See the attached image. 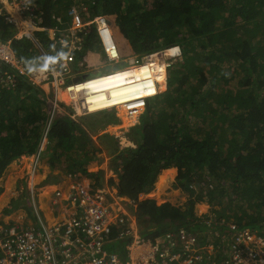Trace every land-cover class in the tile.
I'll return each instance as SVG.
<instances>
[{
    "label": "trees",
    "instance_id": "trees-1",
    "mask_svg": "<svg viewBox=\"0 0 264 264\" xmlns=\"http://www.w3.org/2000/svg\"><path fill=\"white\" fill-rule=\"evenodd\" d=\"M79 3L85 4L84 21L104 17L120 57L178 48L182 60L168 67L167 91L161 88L145 101L140 124L123 146L111 134L91 137L85 118L55 117L42 152L50 167L92 178L96 189L117 184L118 196L135 202L130 214L141 236L151 242L168 233L202 234L207 220L231 216L241 228L264 237V0H38L36 13L45 30L35 35L46 50L67 47L64 36L72 17L66 12ZM51 29L56 40L49 37ZM79 34L83 47L74 50L75 64L84 59V51L101 46L94 24ZM8 41L28 72L35 67L32 60L43 62L30 40L0 12V42ZM0 71L11 81V88L0 87L1 178L12 162L40 152L49 106L45 91L27 76L5 65ZM207 84L209 89L204 90ZM69 97L74 100L73 88ZM120 102L124 104V98ZM137 105L127 104L128 110L132 108L129 115L142 110ZM109 113L89 128L117 124ZM173 168L177 177L164 190L188 193L184 209L146 198L155 193L161 172ZM107 171L118 182L108 178ZM53 189L46 187L43 196ZM10 196L8 190L4 203ZM199 203L211 207L213 220L195 213ZM119 228H112L107 239L112 242L106 248L126 260L127 244L118 238ZM214 229L230 237L226 225L216 223ZM203 244L197 250L206 253L208 264H217L221 257L214 260L206 249L209 243Z\"/></svg>",
    "mask_w": 264,
    "mask_h": 264
},
{
    "label": "rangeland",
    "instance_id": "rangeland-1",
    "mask_svg": "<svg viewBox=\"0 0 264 264\" xmlns=\"http://www.w3.org/2000/svg\"><path fill=\"white\" fill-rule=\"evenodd\" d=\"M35 2L37 1L31 0V2L23 4L22 0H4L5 7L1 8L0 12L1 14L3 13L6 16V21L15 24L20 32L23 33L34 30L32 32L35 34L36 32H38V30H42L40 28V24H42V20L40 18L41 15L39 13H35L34 16L32 15L34 12L33 8L37 7V3ZM83 8H85V4L79 3V5L71 7L66 12V16L68 18H74L73 21H70L69 26L67 24V34L64 36V39L69 40V44L64 49L59 50L55 56L53 55L51 61L45 60L46 63L43 64L49 68V71L52 67L53 69L58 67L57 71L62 75L58 82L59 90L58 87L54 84L55 81L52 76H50V80L48 82L35 84L39 88L43 89L46 93V102L49 106V108L47 109L48 116L51 107L53 108V106L57 103L56 112L60 116H69L76 120H78L79 118H85L83 119L85 122V126L89 129L88 132L90 133L91 137L94 136V139L102 134H111L115 138H118L119 144L123 146L126 142L132 140V136L130 135L132 129L140 124L141 116L145 113L146 110V98H142L144 99L143 101L137 102V106L141 105L143 108L140 112L134 115V110H132L133 113L131 112L132 115H129V111L132 108L128 110L126 106H122L120 109L113 108L110 110H103L99 111L98 113H92L88 111L80 112L81 110L77 112L76 105L71 102L69 94L66 91V87L71 84V82H74V80L83 82L86 79L95 78L103 74H110L120 70L123 71L124 69L130 67L128 62L133 59V57H130L131 55L129 53H126L124 56L121 55V59L117 58L116 53H112V58L116 56L117 59L110 61L103 51V45L101 44L100 46V44H97V46L95 45L94 49L84 51L86 55L84 59L75 64L76 55L74 50L80 51L83 47V41L81 39L82 36L79 34V30L83 29L84 27L88 28L92 24L91 20H80L78 22L74 21L76 17L72 16V14H75V16L79 17L80 19L82 17L81 12L84 11ZM31 15L33 17H31ZM240 22L242 23V21ZM48 34L52 40H56L54 30H49ZM100 47L102 49H100ZM36 51L37 50L34 49L33 52L36 53ZM180 51L181 50L178 48H170L164 51H157L153 54L134 56L135 60L138 61L141 65L149 60V58H155L156 56H160L162 58L161 63L165 67V73L164 75H161V79L164 82L162 81L157 85L158 93L159 91H161V88L165 89L162 92L167 91L168 67L173 66L182 60ZM66 60H69L68 66L66 67L65 71H63V65ZM32 62L33 67H35L31 69L29 75L37 68L36 66L42 65V62L39 60L35 62L34 60H32ZM80 63H82L83 65L81 66ZM25 71L27 73L28 69H26ZM233 83L234 82H232V84ZM162 85H165V87H163ZM208 87L209 84L206 85L204 90H208ZM229 87H232V85H230ZM72 88L73 87H70L68 90L72 91ZM128 88L129 91H120L124 97H121L118 92L111 95L110 100L112 106L123 104V102L120 101H122L123 98L124 100H128L126 99V97L128 96L129 98L136 97V92L133 93V91L139 90L140 92L142 89L141 87H139V85H131ZM155 93L156 89L153 92L149 91L147 96H152ZM138 95L140 96V94ZM154 101L155 99L152 100V102ZM104 112H110L109 115L115 117L117 120H119V122L117 124L106 126L105 128H101V126H97L96 129L89 128L90 126L92 127V124H96V122H98L97 120H99L101 117H103V120L107 118L103 116ZM45 145L44 148H46ZM40 157L41 159L38 158L37 155H32L24 156V158L21 157L20 159L15 160L11 163L3 176L0 178V226L28 227L26 225L29 221L28 217L33 220L32 223L33 225H35L36 208L39 212V217L42 219L44 224L48 228L53 227L54 225L58 224V222L69 221L71 217L76 216L78 212V203L80 201H76V199L77 197L79 198V193L77 192L80 188H84L90 192L95 191V181L92 178L79 175L75 176V174L70 175L61 172L59 169L53 170L49 165L48 157L44 156V154H42ZM177 174L178 171L176 168L164 170L163 172H161L155 182V193L153 195L146 196V198L157 201L159 205L169 203L175 207H180L183 209L186 208L187 202L189 200L188 193H184L179 190H173L170 192H166L164 190V186L172 185L174 183ZM107 176L108 178H114V180L118 182V178L108 171ZM63 184L65 185L66 189H63V187H61ZM201 186H204V183H202ZM46 187H55L56 189H53L47 196H43L44 189ZM8 190H10L11 196L9 197L8 201L4 203L3 198L5 197V194ZM103 191L105 193L106 202L111 203V201L107 198V194L118 193L117 184L115 186L107 187ZM114 205L115 204L113 203V206ZM195 213L198 216H208L210 220H213L214 217L211 212V207L207 203L196 204ZM26 215H28V217ZM227 215H229V213ZM234 220L235 218L233 216L229 218L225 217L221 221V224L224 221L229 225L232 224ZM205 227L206 228L204 232L202 234H198L200 236H198L197 234L195 235L196 239H198V242L200 243V245H202V247L204 245V241L206 243H209L206 246V249L208 250V252L213 254L214 257L221 256L224 250H226V247L224 246H226V243H228L229 237L219 230L215 231L214 223L209 222V220L205 222ZM259 233L260 232H258V234Z\"/></svg>",
    "mask_w": 264,
    "mask_h": 264
},
{
    "label": "built area",
    "instance_id": "built-area-1",
    "mask_svg": "<svg viewBox=\"0 0 264 264\" xmlns=\"http://www.w3.org/2000/svg\"><path fill=\"white\" fill-rule=\"evenodd\" d=\"M22 2L27 4L31 0H22ZM0 5L3 8L5 7L4 0H0ZM33 9L32 15L34 16L37 7ZM32 15L31 17H33ZM72 16L76 17L74 21L81 20L75 14H72ZM93 22L98 25L106 56L110 61L119 59L116 42L105 19L98 17ZM32 31L21 32V34L33 43L34 49L39 51L46 61H51L52 56H55L59 50L55 46L52 51L46 50L40 41L35 38V34ZM110 48L116 52L117 58H111L109 54ZM68 62L69 60L65 61L63 71L68 66ZM133 63L136 65L139 62L130 61V64L133 65ZM0 65L10 66L16 72L26 75L33 84L48 82L50 76H52L55 81L54 84L59 90L58 82L62 75L57 71L58 67L55 69L52 67L50 71L47 66L46 70L37 67L29 75V73H26L25 66L18 58L10 41L6 43L0 42ZM80 65L82 66L83 64L80 63ZM74 83L71 82L72 85ZM0 87L11 88V81L1 71ZM73 104L76 105L77 112H79L81 107H78L74 101ZM56 109L57 103L53 108L51 107L52 112L51 110L49 111V121L40 146V152L37 154L38 158L44 151V145L48 143V133L51 124L55 117L59 115ZM82 110L84 112L87 111L85 107ZM77 193H79V198L77 197L76 201L80 200L78 212L69 221H61L48 228L39 217V212L35 208V225L20 226L21 228L17 226H0V264L209 263V257L205 252L197 250L199 247L195 239L185 231L177 235L168 233L154 242L143 239L139 234L136 219L130 214L129 210V208H136L134 201L119 197L118 193H116L107 194V198L111 201V203H108L103 190L90 192L80 188ZM113 203L115 204L114 206ZM115 226H121L118 230L120 239L128 236L133 238L128 247L129 257L127 260L121 259L117 252L110 253L105 249L106 244L112 242L107 239ZM231 233L228 243H226L225 257L217 261V264H264V237L260 236L257 230L251 231L247 228H239L236 225H232Z\"/></svg>",
    "mask_w": 264,
    "mask_h": 264
},
{
    "label": "bare ground",
    "instance_id": "bare-ground-1",
    "mask_svg": "<svg viewBox=\"0 0 264 264\" xmlns=\"http://www.w3.org/2000/svg\"><path fill=\"white\" fill-rule=\"evenodd\" d=\"M37 52L43 57L39 51ZM112 53L116 52L110 48V56ZM131 61H133V59ZM161 62L162 61H152L149 58V60L140 66H130L123 71L120 70L110 74H103L84 82H76L73 85H68L66 91L69 93L68 89L73 87L74 102L78 107H81L80 112H84L82 110L83 107H85V110L88 112H97L112 107L120 109L122 106H127V103H137L138 101H143L144 99L142 98H150L158 95L157 85L163 81L161 75L165 73V67ZM44 63H46V61L43 57L42 65L39 66L42 70H46V65H43ZM131 85H139V87L142 88L140 92L139 90L133 91V93L136 92V97L129 98L128 96L126 97L128 100H124V104L112 106L110 100L111 95L116 92L121 94L120 91H127L129 89L128 87ZM162 86L165 87V85ZM155 89L156 93L154 95L147 96L149 91L153 92ZM138 94H140V96Z\"/></svg>",
    "mask_w": 264,
    "mask_h": 264
},
{
    "label": "clouds",
    "instance_id": "clouds-1",
    "mask_svg": "<svg viewBox=\"0 0 264 264\" xmlns=\"http://www.w3.org/2000/svg\"><path fill=\"white\" fill-rule=\"evenodd\" d=\"M98 17H102V16H96V17H94V18H92V19H90L91 20V22H92V24H94L95 26H96V28H97V32H98V35H99V30H98V25H97V23H95V22H93L96 18H98ZM104 18V17H103ZM55 19V18H54ZM73 17L71 18V20L73 21ZM81 19V21H84L83 20V18L81 17L80 18ZM91 24V25H92ZM41 25V24H40ZM40 25H38V26H40ZM108 26V25H107ZM16 28H17V30L19 31V33H21L20 32V30L18 29V27L16 26ZM42 30H38V31H43V30H45V28H42V27H40ZM86 27H84L83 29H85ZM108 28H109V26H108ZM110 29V28H109ZM51 30H54V29H51ZM111 30V29H110ZM111 32H112V30H111ZM112 35H113V32H112ZM35 38L37 39V37H36V35H35ZM99 38H100V35H99ZM113 38H114V36H113ZM38 40V39H37ZM100 41H101V44H102V40H101V38H100ZM115 41V40H114ZM9 42V41H8ZM11 42V41H10ZM31 42V41H30ZM32 43V42H31ZM11 44H12V42H11ZM32 45H33V43H32ZM13 47V46H12ZM44 47V46H43ZM54 47V46H53ZM53 47H52V49H53ZM55 47L57 48V46L55 45ZM14 49V48H13ZM52 49H48V51H52ZM58 49V48H57ZM58 50H60V49H58ZM32 51H34V46H33V48H32ZM104 51V50H103ZM164 51V50H163ZM105 53V52H104ZM155 53V52H154ZM151 54H153V53H151ZM19 58V57H18ZM20 59V58H19ZM119 59H121V57L119 56ZM133 61H136L135 60V58H134V56H133ZM22 62V61H21ZM129 63V65L130 66H140L141 64L140 63H138V64H136L135 65V63L132 65V64H130V61L128 62ZM24 64V63H23ZM24 66H25V64H24ZM26 67V66H25ZM37 67H39V66H37ZM26 69V68H25ZM27 73H30V72H28L27 71ZM26 76V75H25ZM86 80H88V79H86ZM74 82L76 83V82H79L78 80H74ZM80 82H82V81H80ZM84 82V81H83ZM34 85H36V84H34ZM150 98H152V97H150ZM71 99V98H70ZM147 99H149V98H146L145 100H147ZM71 102L73 103V101H72V99H71ZM113 108H116V107H112V108H109V109H104V110H110V109H113ZM100 111H103V110H100ZM99 111H97V112H93V113H98ZM24 157V156H23ZM94 190H95V192L97 191V190H103V189H96V188H94ZM124 198H126V197H124ZM224 218H221L220 220H218V221H216V222H213L212 221V223H214V224H218V226H222V225H226L227 226V228H228V232L230 233V235L232 234L231 233V226L232 225H236V226H238L239 228H241L237 223H236V221L234 220V222L232 223V224H226L224 221H223V223L221 224V221L223 220ZM66 220V219H65ZM136 224H137V222H136ZM137 228H138V231H139V225L137 224ZM139 234H140V231H139ZM141 235V234H140ZM195 235L196 234H191V236L195 239V242H196V244H197V246L198 245H200V243L198 242V239H196V237H195ZM142 237V236H141ZM118 238H119V236H118ZM128 237H124L122 240H123V244H127V246H126V251H127V253H128V256H127V258L129 257V250H128V247L130 246V244H131V242H132V240H133V238H132V236H131V238H132V240H131V242H125L124 241V239H127ZM143 238V237H142ZM120 239V238H119ZM144 239V238H143ZM158 239V238H157ZM156 239V240H157ZM146 241H148V240H146ZM151 242V241H150ZM224 247H226V246H224ZM106 249V251H108V252H110L111 253V251L109 250V249H107V248H105ZM226 249V248H225ZM225 251L226 250H224V252L222 253V255L221 256H219V257H221L222 259L225 257L224 256V254H225ZM119 253V252H118ZM117 253V254H118ZM122 259V258H121ZM127 260V259H126Z\"/></svg>",
    "mask_w": 264,
    "mask_h": 264
},
{
    "label": "crops",
    "instance_id": "crops-1",
    "mask_svg": "<svg viewBox=\"0 0 264 264\" xmlns=\"http://www.w3.org/2000/svg\"><path fill=\"white\" fill-rule=\"evenodd\" d=\"M24 158V157H23ZM26 158V157H25ZM61 187H63V189H66V187H65V185L63 184ZM60 187V188H61ZM57 188H58V186H57ZM62 190V189H61ZM63 193V192H62ZM27 217H28V215H26ZM28 219H29V221H28V224H26L27 226H33V223H32V221L33 220H31L29 217H28ZM31 220V221H30Z\"/></svg>",
    "mask_w": 264,
    "mask_h": 264
}]
</instances>
